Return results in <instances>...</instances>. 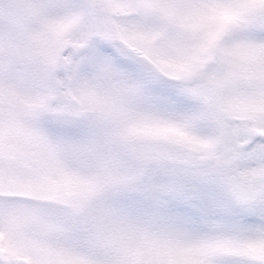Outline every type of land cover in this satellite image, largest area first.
<instances>
[{
  "label": "snow or ice",
  "instance_id": "obj_1",
  "mask_svg": "<svg viewBox=\"0 0 264 264\" xmlns=\"http://www.w3.org/2000/svg\"><path fill=\"white\" fill-rule=\"evenodd\" d=\"M0 264H264V0H0Z\"/></svg>",
  "mask_w": 264,
  "mask_h": 264
}]
</instances>
